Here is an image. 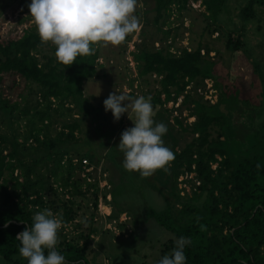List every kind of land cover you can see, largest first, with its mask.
<instances>
[{"label": "trees", "instance_id": "trees-1", "mask_svg": "<svg viewBox=\"0 0 264 264\" xmlns=\"http://www.w3.org/2000/svg\"><path fill=\"white\" fill-rule=\"evenodd\" d=\"M20 1L21 12L29 15L31 0ZM143 1L153 2V24L158 27L167 24L171 7L180 13L188 3ZM195 1L203 6L205 20L216 26L211 33L225 39V51L233 62L242 56L249 64L254 84L259 86L257 101L255 105L245 101L250 107L243 116L246 132H239L233 122L239 92L230 93L225 85L222 92L214 83L216 63L209 55L215 51L201 42L178 54L171 52V45L156 49L153 43L130 54L143 83L155 76L154 108L183 97L181 104L189 101V116L195 118L183 129L192 136L191 142L173 152L169 195L153 187L163 199L164 209L147 215L173 236L162 246L160 259L170 255L176 239L183 236L191 241L185 247L186 264H264V15L260 14L264 0H242L240 7L233 2L232 14V0ZM29 19L33 18L27 16L18 23L21 26ZM247 26L253 30L250 37ZM162 33L163 41L170 38V30ZM99 58L97 50L65 68L55 57V47L41 43L35 24L22 30L21 36L0 39V264H27L19 256L16 237L30 229L34 214L44 209L63 220L57 250L67 264H90L86 253L92 243L94 214L83 223L78 216L83 203L97 210L98 183L93 177L92 184L80 177L85 156L63 160L69 156L67 143L75 140L78 123L63 125L56 140L48 136V129L53 115L65 107L73 116H91L94 109L83 85L98 76ZM206 80L216 91L215 104L204 100ZM175 123L182 127L178 120ZM190 173L195 175V182L188 181L190 194L180 196L177 179ZM81 224L89 226L80 230ZM68 226H75L76 236L66 237L63 229Z\"/></svg>", "mask_w": 264, "mask_h": 264}, {"label": "rangeland", "instance_id": "rangeland-1", "mask_svg": "<svg viewBox=\"0 0 264 264\" xmlns=\"http://www.w3.org/2000/svg\"><path fill=\"white\" fill-rule=\"evenodd\" d=\"M20 2L0 0V39L21 36L22 30L34 25L33 19L19 25L20 20L31 15L21 12ZM233 2L239 4V7L242 4V0H232L230 14L234 13ZM153 7L152 1L138 0L135 14L142 25L140 30L129 34L126 41L119 46L98 48L99 59L102 62L101 67H98V76L83 85L85 97L94 109L91 116L84 117L81 114L79 117L73 116L65 107L53 115V125L48 129V136L56 140L60 138L63 125L77 122L79 131L75 134V140L67 143L69 156L63 160L85 156L88 162L96 166H94L96 171L93 169V180L98 183L97 210L94 212L91 204L83 203L78 216V222L83 223L92 213L94 214V219L90 223V228L94 230L92 243L86 253V259L90 264H158L162 246L173 240L170 233L159 227L147 215L149 211L158 212L164 209V201L153 187L169 195L173 184L171 167L168 172L163 171L162 175L157 170L149 178H142L138 173L126 171L122 165L123 154L117 146L122 132L134 127L133 121L129 119L132 113H125L119 121H115L111 111L106 112L103 104L113 92L138 97L152 96L158 90L155 76L146 83L139 79L131 53L137 48L150 46V43H153L156 49L171 45L170 50L174 54H178L181 49L192 50L199 42L213 49L215 53H210L209 56L216 63L214 83H217L222 92L223 85L230 93L235 90L239 92V101L233 107V122L239 132H246L243 116L250 107L245 101L250 105H255L257 101L259 86L254 84L249 64L242 56H238L237 61L233 62L230 54L225 51V39L211 33L216 26L210 25L203 17L205 10L200 1L188 0L186 10L180 13L176 7H171L167 24L161 27L153 24ZM260 14L264 15V9L260 10ZM249 28L247 26L246 31L250 37L253 30L250 31ZM166 30H170L171 35L163 41L162 32ZM173 36L176 37L173 39ZM230 76L233 77V81L229 79ZM21 92L26 96V90L22 89ZM212 95L209 98L213 102L211 104H215L217 95ZM9 97L13 99L15 95ZM182 99L183 97H180L174 104L169 102L164 107L156 108L158 110L155 120L166 124L168 129L163 137L165 146L173 152H180L192 140V136L183 129L193 124L195 118L189 116L191 112L189 101L183 105ZM175 120H178L182 127L178 126ZM24 130L25 127L21 124L20 131L24 133ZM63 132L66 134V131ZM91 155L96 156L91 159L88 157ZM214 168L215 165L212 166V169ZM194 176L190 173L178 177L177 189L180 196L190 194L191 185L188 181H194ZM84 189L85 187H82V191ZM88 226L81 224L80 230H86ZM63 230L67 238L78 233L75 226H68Z\"/></svg>", "mask_w": 264, "mask_h": 264}, {"label": "clouds", "instance_id": "clouds-1", "mask_svg": "<svg viewBox=\"0 0 264 264\" xmlns=\"http://www.w3.org/2000/svg\"><path fill=\"white\" fill-rule=\"evenodd\" d=\"M137 7L138 0H31L28 5L41 43L50 42L55 47V57L65 68L78 57L94 55L98 48L119 46L129 34L139 31L142 25L135 14ZM151 101V96L117 92L103 101L105 111H111L115 121L132 113L129 119L134 127L122 132L117 148L123 154V168L142 178L153 176L157 170L168 172L174 160L173 151L163 140L167 125L155 120L158 109ZM62 225V218L51 210L36 212L30 229L16 237L20 257L27 264H67L57 250ZM190 243L189 238H177L172 253L164 255L158 264H186L185 247Z\"/></svg>", "mask_w": 264, "mask_h": 264}, {"label": "built area", "instance_id": "built-area-1", "mask_svg": "<svg viewBox=\"0 0 264 264\" xmlns=\"http://www.w3.org/2000/svg\"><path fill=\"white\" fill-rule=\"evenodd\" d=\"M204 84H205V91L203 92L204 100L208 101L211 104L213 102L211 101V98H209V96H211L212 94H214V96H215L216 95V91L213 90L212 82L210 80H206L204 82ZM189 89H190V87L186 88L187 91ZM209 91H211V93ZM197 92L199 94H202V90L201 89H199ZM73 163L76 164L77 160H74ZM81 169H82V172L80 174V177L82 179H86L87 182L91 183L92 182L91 179L93 177V169L94 168L89 165L87 160L83 159V160H81Z\"/></svg>", "mask_w": 264, "mask_h": 264}]
</instances>
